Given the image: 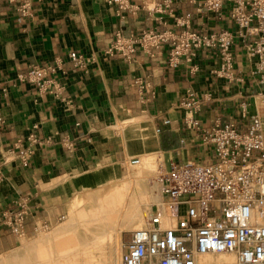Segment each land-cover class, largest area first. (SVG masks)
<instances>
[{"label":"crops","instance_id":"0c3cea01","mask_svg":"<svg viewBox=\"0 0 264 264\" xmlns=\"http://www.w3.org/2000/svg\"><path fill=\"white\" fill-rule=\"evenodd\" d=\"M32 5L31 14L22 15L0 0V255L20 244L4 212L25 197L29 214L22 236L29 237L37 226L59 220L77 187H99L127 174L131 157L156 153L167 168L169 159L185 162L205 154L201 132L187 126L185 117L208 127L234 123L245 129L242 103H248L249 114L264 116L262 85L239 40L233 46L232 80L211 73L219 65L215 51H199L195 73L184 64L167 65L165 45L152 57L138 49L130 61L104 52L119 30L181 31L175 18L186 13L199 32L233 28L228 19L199 10L191 0H176L172 15L140 7L122 17L104 0H32ZM70 51L91 56L87 68L75 67ZM57 59L63 63L46 72L45 80L54 81L46 90L24 78L30 67L55 66ZM140 75L142 87L134 82ZM187 90L200 99L194 112L181 105ZM30 133L39 141L30 143ZM17 140L32 149L25 167L17 157L3 162Z\"/></svg>","mask_w":264,"mask_h":264},{"label":"built area","instance_id":"2783aa9c","mask_svg":"<svg viewBox=\"0 0 264 264\" xmlns=\"http://www.w3.org/2000/svg\"><path fill=\"white\" fill-rule=\"evenodd\" d=\"M8 1L22 15L31 14L32 0ZM104 1L113 5L122 17L125 12L135 14L140 7L172 15L176 0H150L148 4ZM191 1L199 10L215 14L217 19H228L233 28L199 32L190 27L191 15L186 13L175 18V24L184 27L181 31L167 28L124 34L119 30L104 52L130 61L138 49L152 57L165 45L167 65L184 64L189 73H195L200 69L199 51H215L219 65L211 73L232 80L233 46L239 40L253 63V75L262 85L258 95L264 110V0ZM91 59L76 51L68 53V60L75 67L87 68ZM62 63V59H57L55 66H32L24 78L46 90L54 85L51 79L45 80L46 72L54 71ZM134 82L142 87V76L135 77ZM199 104L196 91L187 90L181 105L194 112ZM246 108L248 103H242L240 112L247 120L245 129H238L234 123L208 127L192 115L185 117L187 126L201 132L198 139L206 153L185 162L169 159L167 168L160 160V198L151 204L144 226L131 230L122 243L120 264H226L208 259L221 254L232 256L230 264H264V225L254 220L256 215L264 216V116L257 112L249 114ZM28 140L39 141L34 133L29 134ZM64 143L71 146L69 139ZM31 152L29 145L17 140L3 162L17 157L25 167ZM139 162V157L128 159L132 165ZM3 178L0 164V182ZM15 206L4 212V221L15 235L22 236L23 223L29 214L28 199L25 197ZM49 226L45 223L36 229Z\"/></svg>","mask_w":264,"mask_h":264},{"label":"rangeland","instance_id":"374dc122","mask_svg":"<svg viewBox=\"0 0 264 264\" xmlns=\"http://www.w3.org/2000/svg\"><path fill=\"white\" fill-rule=\"evenodd\" d=\"M149 156H153L155 159V163L152 167H148L145 165V162H143V160H147ZM139 158L140 162L136 165L129 164L128 173L117 180L105 182L99 187H77L76 193L73 194L65 204V212L55 224L48 228H39L29 237L21 236L18 247L7 252L9 255L18 254L19 259H16L11 264H26L24 258L31 254L33 256L34 253L36 255L38 250H41L42 254L38 256L37 264L45 263L47 259L50 258L49 256L56 258L58 256L57 245L59 243V235H57V232H60V235L64 236L63 238L66 239L63 240L66 241L63 243V248L65 249L69 244L66 238L67 235H72V228L79 226L80 223L82 224V227H94V230L90 235L86 236V239L99 234L101 229L95 227L100 218L96 210V205L97 203H100L101 200L102 209L106 207L110 210L115 204V200L117 198L121 199L123 196L133 199L137 197V194H140L143 191H149L153 196L155 194L158 195L160 192L158 173L160 170V160L162 158L156 153L142 155ZM156 187L157 189L159 187L158 191L156 190ZM78 197L81 198L80 201L77 200ZM95 200L97 201L95 202ZM152 203L153 202L141 207L146 217L150 212V206ZM77 219L80 220L79 224L69 225L70 223H75ZM111 224L113 230L111 234L106 236L90 253H81L78 256L77 264H119V255L120 252L122 253V243L127 240L129 232L133 230V228H121L119 224L114 222V220ZM117 229L119 230L118 236H116ZM42 238H44L45 241H42ZM34 244L36 245L28 252L26 248ZM54 251H56V253ZM85 260L87 261L85 262Z\"/></svg>","mask_w":264,"mask_h":264},{"label":"bare ground","instance_id":"6f19581e","mask_svg":"<svg viewBox=\"0 0 264 264\" xmlns=\"http://www.w3.org/2000/svg\"><path fill=\"white\" fill-rule=\"evenodd\" d=\"M148 130H149V128H148ZM149 141H151V140H149ZM154 161H155V159L153 156H149L147 158V160H143V162H145V165H147L148 167H152L155 163ZM159 186H160V183H159ZM158 189H159V187H158ZM158 189L156 187L157 191H158ZM129 194H130V192H129ZM159 198H160V192L158 195L155 194L153 196L152 194L149 193V191H143L140 194H137V197L133 198V199H130L127 196L126 197L123 196V198H121V199L117 198L115 200V204L112 206V208L110 210L106 207H104V209H102V200H101L100 203H97V205H96V210H97L98 216L100 218H99L98 224L95 225L96 228L101 229V232L97 235H93L89 239H86V236L90 235V233L94 230L93 229L94 227H92V228L82 227L80 220L77 219L75 223L69 224L71 226V225H76V224L80 223L79 226L72 228L73 229L72 235H67L66 238L69 242V244L67 245L68 247L65 249L63 248V245H64L63 243L66 242L63 240H66V239L63 238L64 236L60 235V232H57L58 233L57 235H59V237H58L59 243L57 245L58 256L56 258H54V257L52 258L51 256H49L50 258L47 259V261L45 263H42V264H77L78 263V256L81 253L82 254L90 253L92 250L95 249L96 246H98V244H100L104 240V238L106 236L111 234V232L113 231L112 226H111L112 225L111 222L113 220L115 223L119 224L121 228L132 227L133 229H138V228L143 227L144 221L146 220L145 219L146 215L143 212V210L141 209V207L144 205H148L151 202H157L159 200ZM77 200L80 201L81 198L78 197ZM96 201L97 200H95V202ZM254 220L256 222H259V223L264 225V216L260 217V216L256 215ZM118 235H119V230L117 231L116 236H118ZM42 241H45L44 238H42ZM35 245L36 244L28 246L26 248L27 251L28 252L31 251ZM54 252L56 253V251H54ZM41 254H42V251L38 250L36 255H35V253L33 254V256H32V254L27 255L26 258H24L26 264H37L38 256H40ZM120 256H121V252H120L119 257ZM16 257H18V254L9 255L7 252L3 253L0 255V264H11L16 259H19V257L18 258H16ZM208 259L209 260H216V261H226L227 262L226 264H230L232 256L221 254V255L216 256V257H210ZM86 261L87 260H85V262ZM119 264H120V260H119Z\"/></svg>","mask_w":264,"mask_h":264}]
</instances>
